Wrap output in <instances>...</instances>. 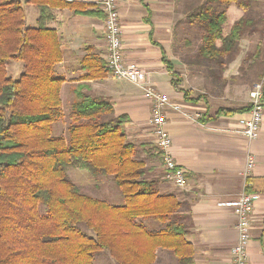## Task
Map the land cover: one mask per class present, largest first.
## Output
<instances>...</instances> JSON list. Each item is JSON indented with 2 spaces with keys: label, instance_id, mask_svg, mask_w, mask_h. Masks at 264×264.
Segmentation results:
<instances>
[{
  "label": "trees",
  "instance_id": "obj_1",
  "mask_svg": "<svg viewBox=\"0 0 264 264\" xmlns=\"http://www.w3.org/2000/svg\"><path fill=\"white\" fill-rule=\"evenodd\" d=\"M255 1L179 0L184 21L204 31L193 61L216 65L209 68L214 80L222 77L221 68L234 59L244 35L256 28L246 14L225 34L228 6L235 3L249 11ZM27 2L40 7L36 28L26 27L19 0H0V264H95L100 252H108L117 264H153L159 247L173 249L191 264L186 226L174 216L179 204L157 196L155 184L144 179L148 168L128 140L127 116L114 117L107 99L78 94L70 107L67 137L52 136V124L63 117L64 79L53 75L63 58L61 37L46 27L47 3ZM56 5L72 7L64 0ZM12 61L24 65L15 80L7 72ZM164 61L171 70L170 61ZM84 67L86 79L110 74L96 55H88ZM182 83L180 77L173 81L177 89ZM250 109L221 108L215 117ZM71 168L112 177L125 204L87 195L69 178ZM144 216L165 227L147 231L136 223Z\"/></svg>",
  "mask_w": 264,
  "mask_h": 264
},
{
  "label": "crops",
  "instance_id": "obj_2",
  "mask_svg": "<svg viewBox=\"0 0 264 264\" xmlns=\"http://www.w3.org/2000/svg\"><path fill=\"white\" fill-rule=\"evenodd\" d=\"M19 1L26 27L36 28L40 7L28 0ZM41 1L47 3L46 27L61 37L63 58L55 65L53 75L64 79L62 106L64 100L71 106L78 94H84L109 100L114 117L127 116L128 140L137 147L136 158L148 168L144 179L155 184L157 196L170 197L179 204L174 216L186 226L191 264H231V248L238 239V217L228 203L245 192L259 195L251 219L249 264H264V119L257 138L250 140L240 133V121L250 118L249 111L215 117L221 108L249 107L252 85L264 76V0H256L249 9L256 28L244 35L234 59L223 65L222 77L217 80L209 72L216 65L193 61L199 48L188 47L186 53L181 52L183 58L173 52L174 28L180 20L179 0H118L126 63L142 69L149 86L182 107L181 112L167 110V129L172 154L188 172L186 188L164 179L163 158L150 125L151 102L143 88L110 74L86 79L84 59L96 55L106 61L108 54L104 14L98 0H64L72 7L57 6L59 0ZM226 12L228 34L247 11L232 3ZM164 57L170 61L171 70ZM18 68L14 65L15 70ZM177 77L183 81L179 89L173 84ZM185 92H190L188 98ZM207 115L209 118L202 121ZM249 153L255 156L256 163L248 177L244 172ZM96 189L102 192L99 186ZM104 191L94 196L110 205L125 204L120 190ZM136 223L147 231L165 227L164 222L148 216L138 218ZM153 264L185 263L173 249L159 247Z\"/></svg>",
  "mask_w": 264,
  "mask_h": 264
},
{
  "label": "built area",
  "instance_id": "obj_3",
  "mask_svg": "<svg viewBox=\"0 0 264 264\" xmlns=\"http://www.w3.org/2000/svg\"><path fill=\"white\" fill-rule=\"evenodd\" d=\"M98 7L104 14L105 40L108 46L107 67L110 75L126 80L143 88L151 102L150 125L157 140V146L163 158L164 179L178 188H186L189 183L187 170L178 165L172 154V138L167 129V110L182 111V107L171 98L146 83L145 72L126 63L123 51V30L118 10V0H98ZM250 118L240 121L241 134L250 140L258 136L264 119L263 80L255 83L249 93ZM256 163L255 156H247L245 176H250ZM259 199L255 193L245 192L238 200L228 203L238 217V239L231 248V264H249L248 247L251 241L252 213Z\"/></svg>",
  "mask_w": 264,
  "mask_h": 264
},
{
  "label": "rangeland",
  "instance_id": "obj_4",
  "mask_svg": "<svg viewBox=\"0 0 264 264\" xmlns=\"http://www.w3.org/2000/svg\"><path fill=\"white\" fill-rule=\"evenodd\" d=\"M179 4H180V7H179L180 20L174 28L175 43L173 45V52L175 53L177 57L179 56L180 58H183L182 56L183 54H181L182 51L186 53L188 47L192 46L193 49H196L201 46L202 35L204 31L201 28L196 27V26H191L184 21L183 3L179 2ZM248 14L250 15L249 11H247V15ZM225 30L226 31L229 30V24H226ZM14 65L18 66L19 68L15 70ZM8 66L10 67L8 68ZM8 66H7L8 76L14 80L18 79L20 74L24 71V65L20 61H13ZM263 78H261V80ZM62 107H63L62 108L63 117L58 122H55L52 124V136L54 137H60V136L67 137L68 135L67 129L71 123V120L69 118V111H70L71 106L68 102L64 100ZM68 176L75 184H77L82 189L84 193L94 198H96L94 195L96 196L102 195L103 191L104 190L106 191L107 189L115 188L119 190L115 181L110 176L96 177V176L91 175L87 171L76 169V168L69 169ZM106 181L111 182V185H109L110 183ZM97 185L100 187L102 192H98L99 189H96L98 187ZM98 199H101V198L98 197ZM94 263L95 264H117L116 260L112 256H110L108 252L97 253L95 255Z\"/></svg>",
  "mask_w": 264,
  "mask_h": 264
}]
</instances>
